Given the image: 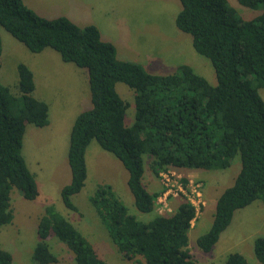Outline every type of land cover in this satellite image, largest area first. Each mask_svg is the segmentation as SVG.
I'll return each mask as SVG.
<instances>
[{
  "label": "trees",
  "instance_id": "trees-1",
  "mask_svg": "<svg viewBox=\"0 0 264 264\" xmlns=\"http://www.w3.org/2000/svg\"><path fill=\"white\" fill-rule=\"evenodd\" d=\"M175 26L191 36L194 50L207 57L215 83L180 63L171 73L147 71L140 63L120 60L115 45L103 40L94 24L79 26L65 16L46 18L22 0H0V26L32 52L56 50L64 61L85 68L91 106L71 126L67 149L70 178L59 190L62 204L78 211L72 200L87 175L85 151L91 140L116 157L127 171V187L140 212L154 210L157 191L142 183L143 161L155 174L171 167L197 171L225 169L235 157L240 166L232 183L215 200L209 228L196 238L209 252L230 224L234 212L260 200L264 205V0H237L260 13L242 19L227 0H178ZM1 53V39H0ZM19 94L0 83V224L13 218L10 191L25 199L37 196V184L22 154L26 123L47 124V104L32 95V73L17 64ZM123 82L133 90L134 114L124 124L128 102L116 91ZM183 184L187 178L182 177ZM118 252L140 264H199L187 248V232L196 207L186 196L173 211L137 219L111 184L98 183L88 197ZM31 259L57 261L48 240L55 236L73 254L75 264H107L93 244L52 203L37 222ZM256 262L229 252L220 264H264V235L252 243ZM140 259L143 261L140 262ZM0 247V264H11Z\"/></svg>",
  "mask_w": 264,
  "mask_h": 264
},
{
  "label": "rangeland",
  "instance_id": "rangeland-1",
  "mask_svg": "<svg viewBox=\"0 0 264 264\" xmlns=\"http://www.w3.org/2000/svg\"><path fill=\"white\" fill-rule=\"evenodd\" d=\"M227 1L240 17L245 20L254 17L262 10L261 6L249 8L241 5L237 0ZM122 3H125L128 9L125 10L124 18L117 19L122 25L119 35H117V30L107 32V34L111 33L114 35L112 40H117L116 57L118 59L139 61L138 63H143L142 66L147 71L163 74L174 72L176 66L180 63H187L193 68L194 72L205 77L211 84L215 83V74L209 59L197 53L191 44V36L179 30L174 24V16L180 9L178 0H126ZM114 10L110 14L121 12L120 9L117 10L116 3ZM101 30H103L102 27ZM127 38L131 44L130 49L119 46L121 39ZM3 39H5L4 35ZM5 66L6 64L3 61V67ZM4 77V72L0 73V81L3 82ZM16 78V75H14L13 80L10 76L6 77L7 83L10 84V89L13 91L16 89L18 82ZM115 88L119 95L128 102V108L124 117V124L128 126L131 124L134 114L133 90L123 82H117ZM259 93L264 99V88H261ZM92 143L94 147H97L99 152L110 156L125 170L120 161L110 152L102 149L95 141H92ZM148 163L149 158L145 157L143 161L142 183L147 190L159 192L153 211L144 213L137 210L133 204L132 194L123 180L115 181L113 184L110 183L114 191L127 206L129 213L139 220L147 221L156 212L168 213L173 211L180 200V196H183L180 195L182 193H177L175 196L174 194H169L164 202H158V198L162 199L163 192L165 191L175 192L178 189L177 185L180 183L183 187H187L188 192L186 196L192 197L194 201L196 200V218L192 221V226L187 232V248L197 263L220 264L229 252L236 250H241L249 262H256L252 243L256 235L264 234V205H260V208L256 210L253 206L246 210H242L244 207L239 208L238 210H242L238 214L240 221L236 225L237 228L233 229V233H224L219 240L220 245H218L217 249L203 252L198 248L196 238L209 228L212 221L215 202L212 201L213 197L210 198L208 196V200L204 196L205 191L209 190V183L204 181L205 178L199 175L197 171L177 170L171 167L165 170L169 173L168 180H165L160 174L155 175L150 170ZM239 166L240 160L237 156L233 159L231 165L225 169H199V171L202 173L224 172L229 178L228 181L224 182L226 185L232 183V178L237 173ZM99 168L96 171L98 173H93L91 180L85 182L81 190L72 196V200L78 207V211L69 210L60 200V187L65 181L68 182L70 178L66 156L63 158L62 163H58L55 160L53 162H40L39 169L35 170L37 188H40V192L38 191V193L42 194L44 191L45 198L49 201L48 203L54 204L60 213L90 240L96 252L107 264H140L133 260L125 259L118 252L88 200L89 195L93 193L98 183H107L109 180L106 174H102L103 171L99 170ZM109 177L112 178L110 175ZM126 177L127 172L124 180H126ZM182 177L187 178L186 184H183L181 181ZM196 184L199 185V196L192 195L189 192ZM38 193L34 199L28 200L23 198L20 191L15 187L10 191L13 218L9 223L0 224V247L11 253V264H36L31 259V253L37 241L36 228L38 217L45 204H47L42 201V196ZM255 201L261 202L260 200ZM244 220L246 221L245 223ZM232 226H234V223ZM48 244L50 250L57 257V261L52 264H75L73 254L55 236L50 237ZM141 261L143 260L140 259Z\"/></svg>",
  "mask_w": 264,
  "mask_h": 264
},
{
  "label": "crops",
  "instance_id": "crops-1",
  "mask_svg": "<svg viewBox=\"0 0 264 264\" xmlns=\"http://www.w3.org/2000/svg\"><path fill=\"white\" fill-rule=\"evenodd\" d=\"M22 1L27 7L46 18L65 16L79 26L86 24L96 25L99 29L101 38L113 42L117 51V40H112L114 35L111 33L107 34V32L117 30V35H119L122 25L117 19L125 17V10L128 8L125 3L122 2L126 0ZM115 3L117 5V10L120 9L121 12L110 14L115 11ZM101 27L103 30H101ZM8 34L9 33L0 26V73L4 72L5 74L3 82L0 81V83L7 85L10 89V84L7 83L6 77L10 76L13 80L14 75L17 76V64L23 63L32 73L34 83L32 91L33 97L44 101L48 107L47 124L44 126H35L32 123H26L22 138L21 154L29 170L35 177V170L39 169L40 162H53L55 160L58 163H62L65 156L67 161L69 133L73 121L80 111L88 109L91 106L88 77L85 68L78 67L73 62L64 61L53 48L45 47L39 52H32L12 35ZM3 35L5 39H3ZM119 46L130 49L131 44L129 39H121ZM3 61L6 64L5 67H3ZM141 65H143V63H141ZM17 79L18 76L16 80ZM260 89L261 88H259V90ZM10 91L16 95L19 94L18 86H16L14 91L11 89ZM92 141L95 140L90 141L85 151L87 175L84 184L91 180L93 173H98L96 171L99 167V170L103 171L102 174L105 173L106 177L109 179L107 183L113 184V182L120 180L126 183L127 177L126 180H124V178L127 171L123 170L121 165L116 163L110 156L99 152L97 147H94ZM99 161H101L100 164ZM197 173L205 178L204 181L209 183V190L204 193V196L208 200V196L210 198L213 197L212 201L215 202L221 191L229 185L224 184L225 181L229 180L228 175L224 172L202 173L197 170ZM109 175L112 176V178H110ZM235 175L236 174H234L233 178ZM65 183H67V181H65L64 184ZM37 189L40 192V188L38 187ZM41 196L44 203L49 202L47 198H45L46 195L44 191ZM260 205L263 206V203L253 201L242 210H246L252 206L256 210L260 208ZM242 210L237 209L234 212L230 224L221 233L211 251L217 249L218 245H220L219 240L224 233L232 234L233 229L237 228L236 225L240 221V216H238V214ZM245 222L244 220V223ZM233 223L234 226H232ZM247 225L250 227L249 224ZM236 251L242 253L241 250Z\"/></svg>",
  "mask_w": 264,
  "mask_h": 264
},
{
  "label": "built area",
  "instance_id": "built-area-1",
  "mask_svg": "<svg viewBox=\"0 0 264 264\" xmlns=\"http://www.w3.org/2000/svg\"><path fill=\"white\" fill-rule=\"evenodd\" d=\"M159 174L162 176V178L163 179H165V180H168V177H169V173H167L165 170L164 171H161V172H159ZM178 186V189L177 190H175V192H169V191H165V192H163V198L161 199V198H158V202H164V200H165V198L167 197V195H169V194H171V195H173L174 194V196L175 195H177V193H182V194H180V195H184V196H186L187 195V192H188V190H187V187H183L180 183L177 185ZM198 184H196L195 185V187L193 188V189H190L189 190V192L193 195V194H195V195H197V196H199V194H200V192H199V190H198ZM178 194V195H179ZM190 201H191V203H193L194 205L196 204L195 203V201H194V199L191 197V198H189L188 196H186ZM157 199V198H156ZM196 207V206H195Z\"/></svg>",
  "mask_w": 264,
  "mask_h": 264
},
{
  "label": "bare ground",
  "instance_id": "bare-ground-1",
  "mask_svg": "<svg viewBox=\"0 0 264 264\" xmlns=\"http://www.w3.org/2000/svg\"><path fill=\"white\" fill-rule=\"evenodd\" d=\"M162 214V213H161ZM199 222V221H198Z\"/></svg>",
  "mask_w": 264,
  "mask_h": 264
}]
</instances>
